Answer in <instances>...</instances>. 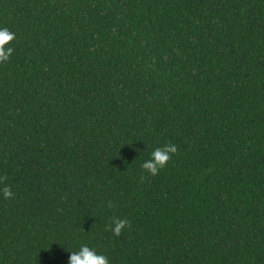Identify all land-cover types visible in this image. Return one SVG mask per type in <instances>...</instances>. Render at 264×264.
<instances>
[{
    "label": "trees",
    "instance_id": "trees-1",
    "mask_svg": "<svg viewBox=\"0 0 264 264\" xmlns=\"http://www.w3.org/2000/svg\"><path fill=\"white\" fill-rule=\"evenodd\" d=\"M0 28V264H264V0H0Z\"/></svg>",
    "mask_w": 264,
    "mask_h": 264
},
{
    "label": "clouds",
    "instance_id": "clouds-1",
    "mask_svg": "<svg viewBox=\"0 0 264 264\" xmlns=\"http://www.w3.org/2000/svg\"><path fill=\"white\" fill-rule=\"evenodd\" d=\"M16 39L15 33L7 28H0V64H4L11 60L14 54V47L10 46ZM178 154V146L174 143H168L163 147L155 148L150 155V158L145 160L142 167L152 176L166 168L172 157ZM3 179V178H0ZM0 195L5 200H11L15 197L11 187L5 186L0 189ZM130 228V222L124 220H114L110 226V230L115 236L119 237L125 229ZM69 264H111L109 258L105 255L89 247L87 244L81 245L79 251L71 252Z\"/></svg>",
    "mask_w": 264,
    "mask_h": 264
}]
</instances>
